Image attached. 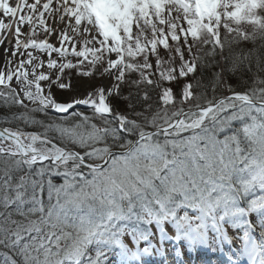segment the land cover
I'll return each instance as SVG.
<instances>
[{
  "label": "snow or ice",
  "instance_id": "1",
  "mask_svg": "<svg viewBox=\"0 0 264 264\" xmlns=\"http://www.w3.org/2000/svg\"><path fill=\"white\" fill-rule=\"evenodd\" d=\"M258 40L264 0H0V264H264Z\"/></svg>",
  "mask_w": 264,
  "mask_h": 264
},
{
  "label": "rangeland",
  "instance_id": "2",
  "mask_svg": "<svg viewBox=\"0 0 264 264\" xmlns=\"http://www.w3.org/2000/svg\"><path fill=\"white\" fill-rule=\"evenodd\" d=\"M239 30H240V33H243V32H248L249 34L256 33L259 30V25L255 24V23H251V22H245V23H242L239 25ZM232 38H235V37L226 36L225 40L232 39ZM241 47H243V48L245 47L246 49H251L253 47V44L249 43V44L241 45ZM227 50H228V47L227 48L225 47V52H224L225 57H227V55H226ZM72 83L75 86V84H76L75 78L73 79ZM54 91L57 92V98L58 99L64 98L67 95H69V93H63L62 94L55 89H54Z\"/></svg>",
  "mask_w": 264,
  "mask_h": 264
},
{
  "label": "trees",
  "instance_id": "3",
  "mask_svg": "<svg viewBox=\"0 0 264 264\" xmlns=\"http://www.w3.org/2000/svg\"><path fill=\"white\" fill-rule=\"evenodd\" d=\"M232 39H234V38H232ZM261 44H264V41H257L256 42V44H255V47H259ZM226 48H227V45L225 46ZM253 47H254V45H253ZM252 47V48H253ZM245 48V47H244ZM251 48V49H252ZM230 49L228 48V50L226 51V55H227V57L229 56V53H230ZM262 51H264V49H262ZM253 64H255V60H254V58H253ZM254 71H255V68H254ZM258 74V76L259 77H261V78H264V64H261L260 65V71L257 73ZM248 80H249V82L251 83V81H252V75L251 74H248L247 75V77H246Z\"/></svg>",
  "mask_w": 264,
  "mask_h": 264
},
{
  "label": "bare ground",
  "instance_id": "4",
  "mask_svg": "<svg viewBox=\"0 0 264 264\" xmlns=\"http://www.w3.org/2000/svg\"><path fill=\"white\" fill-rule=\"evenodd\" d=\"M3 60V49H0V61Z\"/></svg>",
  "mask_w": 264,
  "mask_h": 264
}]
</instances>
